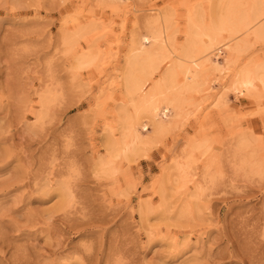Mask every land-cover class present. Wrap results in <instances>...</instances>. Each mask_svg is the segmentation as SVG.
Masks as SVG:
<instances>
[{
    "label": "rangeland",
    "instance_id": "1",
    "mask_svg": "<svg viewBox=\"0 0 264 264\" xmlns=\"http://www.w3.org/2000/svg\"><path fill=\"white\" fill-rule=\"evenodd\" d=\"M110 1L0 0V264H264V96L231 86L238 69L264 63V38L236 35L239 56L218 57L224 78L205 63L198 89L211 95L182 92L187 110L149 134L147 157L118 160L108 179L95 171L120 134L122 105L132 111L122 72L141 37L158 31L151 17L172 23L173 59L189 19L208 28L211 10L233 5L237 22L255 0ZM176 157L189 167L184 188Z\"/></svg>",
    "mask_w": 264,
    "mask_h": 264
},
{
    "label": "bare ground",
    "instance_id": "2",
    "mask_svg": "<svg viewBox=\"0 0 264 264\" xmlns=\"http://www.w3.org/2000/svg\"><path fill=\"white\" fill-rule=\"evenodd\" d=\"M111 1L118 2V4H127L126 6H128L130 0ZM216 9L211 10L208 28L202 22H198V20L189 19L187 43L183 51L173 57V59H171L172 51L170 49L173 42L171 33L172 23H170L167 16H162L158 12L153 18L151 17L150 22L157 24L159 29L157 28L158 31L154 34L142 36L139 47H136L137 49L135 50L133 48V54H130L131 56L129 55L130 57L127 59L126 66L122 72V80L125 94L129 99L127 103L129 102L132 111L129 114V111H127L129 109H125L122 105L120 109L122 114V125L120 124V126L122 129L117 138H109L104 146L108 157L100 159L97 163L95 171L99 177L106 179L113 177L116 174L114 166H116L117 161L120 159L125 160L127 163L138 162L141 159L139 157L147 155L148 149L151 146L150 133L159 135L176 126V122L182 118L186 109L183 105L185 100L183 101L180 95L182 92L185 93V91H191L193 98L201 94V91L198 89L200 87V83L198 82L205 63H209L210 69L218 72L220 78L226 77L228 69L223 68L219 64L218 57L222 53H229L230 51H234L239 56L243 50V45H241V40L236 35H245L252 32L255 37L264 38V0H255L247 12L240 11V18H238L237 22L232 19L231 16L233 14L229 7L225 9L224 13H220ZM222 10L221 12H223ZM224 34H228L229 37L226 39L222 36ZM71 40L70 37L64 38L63 44L68 45L71 43ZM149 40L151 41V45L157 44L156 49L151 50V52H149L148 47H145V43L149 42ZM197 44L200 45L201 52L195 55ZM169 60L171 62L169 65H166L161 77L152 86L147 88V81L156 72L160 71L161 65ZM88 62L89 60L86 61V55H84L76 59V66L83 67ZM226 62V65L234 63ZM179 75H181L180 79H178ZM218 79H214L213 83H218ZM258 84L260 86L259 91L257 89ZM231 86L236 91L255 95L257 98L264 96V63L258 64L254 68H249L246 64V66L244 65L238 69L234 80L231 82ZM209 94L208 92L201 95L210 96L211 94ZM221 94L222 91L217 92L213 102H219ZM212 105L214 103H211L210 107ZM238 145L242 144L239 143ZM194 152L196 151H190L191 156L189 158L195 154ZM181 156L183 157V155ZM189 158L186 156L185 159L188 160ZM171 164L172 170L176 173L175 186L184 188L188 183L189 167L179 157L174 158ZM238 165L239 169H243V161L239 162ZM249 170L252 172L253 169L249 167ZM209 172V165H207L200 179L202 181L207 180L210 175ZM190 182H193V180H190ZM196 190L201 194L202 187L199 182L196 183ZM187 211L188 207L186 206L184 211H181V214L185 215Z\"/></svg>",
    "mask_w": 264,
    "mask_h": 264
}]
</instances>
